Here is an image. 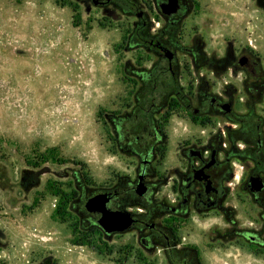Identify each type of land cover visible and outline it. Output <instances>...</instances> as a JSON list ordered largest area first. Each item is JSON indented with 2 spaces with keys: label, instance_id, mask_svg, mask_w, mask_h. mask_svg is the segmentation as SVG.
I'll return each instance as SVG.
<instances>
[{
  "label": "flooded vegetation",
  "instance_id": "obj_1",
  "mask_svg": "<svg viewBox=\"0 0 264 264\" xmlns=\"http://www.w3.org/2000/svg\"><path fill=\"white\" fill-rule=\"evenodd\" d=\"M93 1L135 14L129 41L150 59L131 71L138 78L131 95L99 115L126 172L85 198V231H132L162 264H208L217 246L234 264H264V58L248 45H209L200 30H185L188 0L173 12L170 0H145V9L134 0ZM7 182L25 192L40 176L33 169ZM72 193H61L62 206L72 208ZM97 193L108 195L110 211L133 215L129 229L107 233L102 212L85 209ZM8 245L0 231V264H8ZM42 254L37 264H57Z\"/></svg>",
  "mask_w": 264,
  "mask_h": 264
},
{
  "label": "rangeland",
  "instance_id": "obj_2",
  "mask_svg": "<svg viewBox=\"0 0 264 264\" xmlns=\"http://www.w3.org/2000/svg\"><path fill=\"white\" fill-rule=\"evenodd\" d=\"M134 1L145 9V0ZM186 2L185 30H200L209 45H248L264 58V9L256 0ZM137 22L115 3L0 0V231L8 264H37L44 251L57 264H162L132 231H85L83 215L85 198L126 172L99 115L131 95L138 83L131 71L150 59L129 41ZM33 169L39 186L8 190V178ZM70 190L72 208L60 201ZM208 264L234 261L217 246Z\"/></svg>",
  "mask_w": 264,
  "mask_h": 264
},
{
  "label": "water",
  "instance_id": "obj_3",
  "mask_svg": "<svg viewBox=\"0 0 264 264\" xmlns=\"http://www.w3.org/2000/svg\"><path fill=\"white\" fill-rule=\"evenodd\" d=\"M97 5V1H93ZM173 12L178 6V0H170L168 3ZM108 195L97 193L89 197L85 202V209L89 212H102L98 222L107 233L123 232L129 229L134 221L133 215L129 211H110L107 209Z\"/></svg>",
  "mask_w": 264,
  "mask_h": 264
},
{
  "label": "trees",
  "instance_id": "obj_4",
  "mask_svg": "<svg viewBox=\"0 0 264 264\" xmlns=\"http://www.w3.org/2000/svg\"><path fill=\"white\" fill-rule=\"evenodd\" d=\"M256 1H257V5L264 9V0H256ZM81 230H83V228H81Z\"/></svg>",
  "mask_w": 264,
  "mask_h": 264
}]
</instances>
